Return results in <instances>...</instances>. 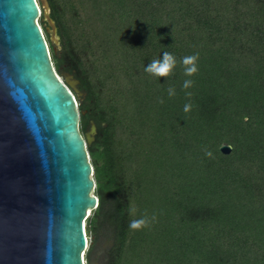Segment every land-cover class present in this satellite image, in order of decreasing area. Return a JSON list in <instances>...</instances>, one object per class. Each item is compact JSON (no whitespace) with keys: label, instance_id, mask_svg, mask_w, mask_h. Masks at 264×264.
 Masks as SVG:
<instances>
[{"label":"trees","instance_id":"obj_1","mask_svg":"<svg viewBox=\"0 0 264 264\" xmlns=\"http://www.w3.org/2000/svg\"><path fill=\"white\" fill-rule=\"evenodd\" d=\"M46 1L53 64L96 130L87 264L101 235L102 264H264V0ZM164 52L170 73L145 71Z\"/></svg>","mask_w":264,"mask_h":264},{"label":"water","instance_id":"obj_2","mask_svg":"<svg viewBox=\"0 0 264 264\" xmlns=\"http://www.w3.org/2000/svg\"><path fill=\"white\" fill-rule=\"evenodd\" d=\"M49 13L46 0H0V264H85L98 204L87 151L95 126L79 130L76 90L39 23L58 45Z\"/></svg>","mask_w":264,"mask_h":264},{"label":"clouds","instance_id":"obj_3","mask_svg":"<svg viewBox=\"0 0 264 264\" xmlns=\"http://www.w3.org/2000/svg\"><path fill=\"white\" fill-rule=\"evenodd\" d=\"M197 59H198V54L183 58V64L185 66H188V67H185L186 75H192L198 71L196 64H195V61ZM175 63L176 61L173 55L168 52H164L163 62H160L159 60H152V63L145 68V71L155 74L156 76H161V75L166 76L170 73ZM191 83L192 81H185L184 87L185 88L189 87ZM169 95H174V91L169 89ZM188 95L190 96L191 93H188ZM190 107H191L190 105H185L184 110L187 112L189 111ZM207 154L211 155V153H207ZM146 225H147V221L145 219H140V220L131 221L129 227L132 229H139L142 226H146Z\"/></svg>","mask_w":264,"mask_h":264},{"label":"rangeland","instance_id":"obj_4","mask_svg":"<svg viewBox=\"0 0 264 264\" xmlns=\"http://www.w3.org/2000/svg\"><path fill=\"white\" fill-rule=\"evenodd\" d=\"M56 46H58V45H56ZM60 76H61V79H67L73 85V88L76 90V93L79 96L82 95V93L79 91V89L77 87L78 82H74L75 79L71 74L64 71V72H62V74ZM89 247H90V241L88 239V246H87L86 251L89 249ZM107 247H108V240L106 239V237L104 235H101L100 238L95 243L94 249L90 253L89 264H102L103 260H104V254H105ZM86 251L84 253L85 264H87Z\"/></svg>","mask_w":264,"mask_h":264}]
</instances>
